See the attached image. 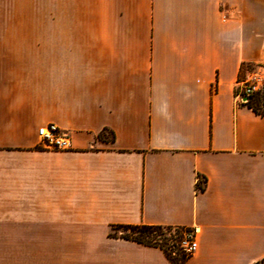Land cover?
<instances>
[{"label":"crops","instance_id":"0c3cea01","mask_svg":"<svg viewBox=\"0 0 264 264\" xmlns=\"http://www.w3.org/2000/svg\"><path fill=\"white\" fill-rule=\"evenodd\" d=\"M251 71L264 0H0V264H171L116 225L197 228L185 264L264 258Z\"/></svg>","mask_w":264,"mask_h":264},{"label":"built area","instance_id":"2783aa9c","mask_svg":"<svg viewBox=\"0 0 264 264\" xmlns=\"http://www.w3.org/2000/svg\"><path fill=\"white\" fill-rule=\"evenodd\" d=\"M262 69V68H261ZM264 87V75L262 72L251 71L243 79L236 83V97L241 103H246L249 96L259 92ZM244 98H246L244 100ZM38 145L44 149L66 151L71 149L67 134L62 133L54 124L40 126L37 129ZM197 228H185L180 230L177 246L188 257L197 248Z\"/></svg>","mask_w":264,"mask_h":264},{"label":"trees","instance_id":"16d2710c","mask_svg":"<svg viewBox=\"0 0 264 264\" xmlns=\"http://www.w3.org/2000/svg\"><path fill=\"white\" fill-rule=\"evenodd\" d=\"M248 108H250L255 114H258L264 117V87L259 92H256L252 96L248 97L247 102L245 103ZM101 138V135H99ZM111 139H113V135L111 133ZM205 179L198 178L195 189L196 191H202L204 188ZM112 228H121L124 230L123 233L119 235L108 233V237L112 238H122L130 241L137 242L146 246H154L159 247L166 258L169 260L171 264H185V260L187 257L179 251L175 257H172L166 250L163 248L162 244L157 242L156 237L163 235L164 230H169L171 227L169 226H160V225H116ZM181 229V228H179ZM253 264H264V258L254 262Z\"/></svg>","mask_w":264,"mask_h":264},{"label":"rangeland","instance_id":"374dc122","mask_svg":"<svg viewBox=\"0 0 264 264\" xmlns=\"http://www.w3.org/2000/svg\"><path fill=\"white\" fill-rule=\"evenodd\" d=\"M124 230L121 228H111L108 233L119 235L123 233ZM180 229L170 228L169 230H164L163 235L157 236V242L163 245V248L172 257H175L179 253V247L177 246V240L179 238Z\"/></svg>","mask_w":264,"mask_h":264},{"label":"water","instance_id":"95a60500","mask_svg":"<svg viewBox=\"0 0 264 264\" xmlns=\"http://www.w3.org/2000/svg\"><path fill=\"white\" fill-rule=\"evenodd\" d=\"M246 98H244V100H245Z\"/></svg>","mask_w":264,"mask_h":264}]
</instances>
